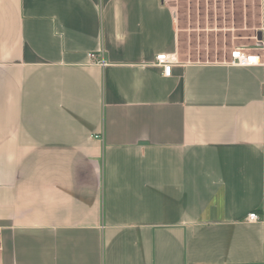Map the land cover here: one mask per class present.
<instances>
[{
  "label": "crops",
  "instance_id": "1",
  "mask_svg": "<svg viewBox=\"0 0 264 264\" xmlns=\"http://www.w3.org/2000/svg\"><path fill=\"white\" fill-rule=\"evenodd\" d=\"M179 47L169 0H0V264H264V60Z\"/></svg>",
  "mask_w": 264,
  "mask_h": 264
},
{
  "label": "rangeland",
  "instance_id": "2",
  "mask_svg": "<svg viewBox=\"0 0 264 264\" xmlns=\"http://www.w3.org/2000/svg\"><path fill=\"white\" fill-rule=\"evenodd\" d=\"M177 9L180 57L186 61L230 60L231 53L260 47V0H169Z\"/></svg>",
  "mask_w": 264,
  "mask_h": 264
},
{
  "label": "built area",
  "instance_id": "3",
  "mask_svg": "<svg viewBox=\"0 0 264 264\" xmlns=\"http://www.w3.org/2000/svg\"><path fill=\"white\" fill-rule=\"evenodd\" d=\"M91 58L102 66L105 65L104 59L100 58L97 54H91ZM263 60L264 52H262V48L250 53H246L242 49H236L231 53L228 63L234 66L249 67L261 64ZM156 63L163 68L166 77L171 76L175 60L170 55L161 54L157 56ZM247 219L249 222H258L260 218L257 213H253Z\"/></svg>",
  "mask_w": 264,
  "mask_h": 264
},
{
  "label": "water",
  "instance_id": "4",
  "mask_svg": "<svg viewBox=\"0 0 264 264\" xmlns=\"http://www.w3.org/2000/svg\"><path fill=\"white\" fill-rule=\"evenodd\" d=\"M262 37H261V33L258 34V41L261 42Z\"/></svg>",
  "mask_w": 264,
  "mask_h": 264
}]
</instances>
